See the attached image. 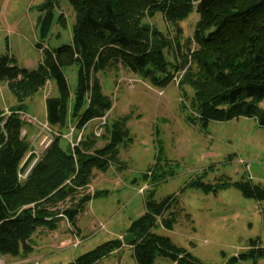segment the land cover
<instances>
[{"label": "trees", "instance_id": "obj_1", "mask_svg": "<svg viewBox=\"0 0 264 264\" xmlns=\"http://www.w3.org/2000/svg\"><path fill=\"white\" fill-rule=\"evenodd\" d=\"M55 1L44 0L39 7L44 11L37 17L41 33L49 26ZM67 1L73 13L69 43L50 47L37 40L34 47L40 59L31 69L0 53V84H6L14 99L7 114L0 109V256L4 258L26 257L41 226L52 228L54 220L64 217L74 223L95 194L78 188L89 186L95 173L108 164H120L117 152L125 141L126 119L107 113L112 104L102 90L101 76L123 70L157 87L176 82L201 121L245 116L264 126V0H197L191 9V0ZM189 10L198 17L185 39L195 47L184 51L179 31L174 35L161 31L151 18L159 12L165 22L175 23ZM69 71L75 75L72 90ZM47 81L57 91L45 98V121L52 136L36 155L33 142L22 133L25 122L20 114L27 113L25 101ZM102 116L96 136L93 130ZM61 138L66 148L59 144ZM242 192L248 194L245 188ZM67 197L72 207H57ZM171 201V197L156 201L148 194L146 211L130 222L126 233L134 236L128 245L137 264H151L159 256L175 264H200L168 236L154 232L158 223L163 228L175 223ZM122 244L119 238L108 240L67 264H99ZM257 255L264 260V247L257 249Z\"/></svg>", "mask_w": 264, "mask_h": 264}, {"label": "rangeland", "instance_id": "obj_2", "mask_svg": "<svg viewBox=\"0 0 264 264\" xmlns=\"http://www.w3.org/2000/svg\"><path fill=\"white\" fill-rule=\"evenodd\" d=\"M196 1L191 0L189 9ZM43 2L9 0L7 15L19 21L21 34L7 32L0 26V53H7L16 61L39 60L40 52L33 46L37 40L50 47L70 42L73 13L68 1H55L49 26L41 33L37 17L44 12L39 11ZM187 13L181 21L170 24L159 12L151 18L161 31L170 35L179 31L184 51L195 47L193 41L187 43L185 38L191 36L198 17L194 10ZM60 14L61 23L57 22ZM123 72L103 75L101 81L102 90L112 104L107 111L110 118L126 119L125 141L118 145V152L127 168L115 165L99 171L90 184L95 191L92 199L79 210L74 223L66 219L69 230L52 231L59 233L56 236L48 231L34 233L31 243L49 246L33 249L26 258L39 256V264H67L103 242L118 239V235L126 234L130 222L146 211L144 199L151 194L156 201L171 197L169 210L176 216L170 228L158 223L154 232L168 236L200 264H264L257 255V249L264 247V126L245 116L203 122L192 111L176 82L157 87L149 80ZM67 77L72 90L75 75L69 71ZM56 94L54 86L51 93L47 90L45 95L35 93L25 101L27 113L38 122L45 121V98ZM13 101L4 89L0 94L3 114L8 113ZM22 133L33 142L34 150L48 131L25 122ZM59 144L67 147L63 138ZM148 170L153 171L147 174ZM70 199L67 197L66 201L71 204ZM76 222L82 240L73 247L68 241L75 233L69 232H75ZM55 227L59 229L58 223ZM11 259L5 257L8 262ZM115 263L137 264L132 249L125 246L99 260V264ZM151 264L175 263L159 256Z\"/></svg>", "mask_w": 264, "mask_h": 264}, {"label": "crops", "instance_id": "obj_3", "mask_svg": "<svg viewBox=\"0 0 264 264\" xmlns=\"http://www.w3.org/2000/svg\"><path fill=\"white\" fill-rule=\"evenodd\" d=\"M8 2H9V0H3L2 1V3H3V5H2V7H0V26H1V28L3 27V29L4 28H6L7 30V32H10V33H15V34H21V32H20V29H19V21H14V20H11L10 18H9V16L7 15V6H8ZM4 4H5V7H4ZM69 39H70V32H69ZM34 46V45H33ZM37 50V49H36ZM21 60H17L18 62V65H20V66H24V67H26V68H29V69H31V68H33L35 65H36V63L38 62V60H23L22 58H20ZM23 61V62H22ZM122 74L124 73L123 72V70H121L120 71ZM128 74H130V73H128ZM54 86V88H55V85H54V83L53 82H51V81H47V83L45 84V86L41 89V90H39L38 92H43L44 93V95H45V92L44 91H48L49 93H51V87H53ZM4 89H6L7 90V88H6V84H0V94H1V92L2 91H4ZM8 91V90H7ZM55 91H56V88H55ZM10 94V93H9ZM11 95V94H10ZM12 103V102H11ZM10 103V104H11ZM27 112V111H26ZM27 114H29V113H27ZM45 116H46V111H45ZM43 122H45V121H43ZM117 157H118V159H119V161H120V164H117V163H114V162H112L111 164H108V167L109 166H117L118 168H124V169H126L127 168V164L123 161V160H121V158L119 157V152H117ZM157 165H156V163H155V165H154V167H156ZM128 170V169H127ZM150 171H153V170H148L147 171V174L150 172ZM97 174H100V173H98V172H96L95 173V175H94V177L97 175ZM94 179V178H93ZM92 184V183H91ZM147 186V184H145V187ZM91 187H92V191H90V195H92L95 191H94V187H93V185H91ZM139 191H141V193H143V189L141 190V188H139ZM93 196V195H92ZM92 199V197L90 198V200ZM89 200V201H90ZM88 201V202H89ZM57 207H60V202H57ZM78 222V221H77ZM77 222L75 223V232H69L70 233V235L72 234V233H75V234H73V236L72 237H70L69 239H71L72 238V240H74L73 239V237H77L79 240V243L81 242V240H82V238H81V236H80V232H79V230H78V225H77ZM56 223H58V225H59V229H57L56 227H55V225H56ZM53 224H54V226L52 227V229L51 228H49V227H47V226H41L39 229H37V231L35 232V234L37 235V233L39 232V231H48V232H50V235H52V236H56V234L58 235L59 233L57 232H53L54 233V235H53V233H51L52 231H55V230H58L60 233H62V232H64V231H67V230H69V229H67V228H70L68 225H67V222H66V218L64 217V218H62V219H58V220H54V222H53ZM49 230H51V231H49ZM71 230V229H70ZM66 234V233H65ZM127 234V233H126ZM63 235H64V233H63ZM63 235H60V236H63ZM125 235V233H123V234H120V235H118V238L121 240V237L122 236H124ZM68 240V239H67ZM71 240V241H72ZM71 241L69 240L68 241V244H70V246H73V247H76L77 245H72L71 244ZM45 243V242H44ZM43 246H49V245H45V244H41V245H34L33 243H31V247H32V250L33 249H38V248H41V247H43ZM128 247V248H131V246L130 245H128V243L127 244H122V246L121 247ZM52 247V246H51ZM67 247H69V246H67ZM64 248H66V247H64ZM63 248V249H64ZM31 250V251H32ZM115 253H117V251H114ZM31 253V252H30ZM24 258H26V257H21V258H19V259H16V258H13V259H11L10 260V263H13V264H16V262H19L20 261V259L22 260V259H24ZM35 259H37L38 260V264L40 263V260H41V257H34ZM10 259V258H9ZM15 259V260H14ZM31 264H33V263H31ZM116 264V263H115ZM120 264V263H119Z\"/></svg>", "mask_w": 264, "mask_h": 264}, {"label": "built area", "instance_id": "obj_4", "mask_svg": "<svg viewBox=\"0 0 264 264\" xmlns=\"http://www.w3.org/2000/svg\"><path fill=\"white\" fill-rule=\"evenodd\" d=\"M20 118L27 123L30 124H38V127L40 128V126L42 127V129H46L48 131V133H46V135L43 137L44 141L41 143V145H38L39 147L35 148L33 150L34 153H36V155L39 153L40 150L44 149L45 147H47V145L50 143L51 141V136H52V131L50 130V128L48 127L46 122H38L36 120V118L34 116H31L27 113H21L20 114ZM97 121H100L97 125H95L93 133L94 135L98 136L100 131H101V127L100 125H102L104 123V116L98 118ZM73 128L70 129V134L72 132ZM80 135L81 133L78 134L77 136V141L80 139ZM49 136V138H48ZM41 139V140H43ZM41 142V141H40ZM36 159V157L34 158ZM27 172H25L24 174H22V176H25ZM19 176H21L20 174H18ZM80 189L82 192L84 193H90V190L92 191V187L89 185L87 186L85 189L84 188H78ZM67 198H65V200L60 201V207L61 206H65V204L68 206V202L66 201ZM74 240L71 241L72 245H77L79 243V239L75 236L73 237ZM38 264V260L35 258H24L22 260H20L19 262H16V264ZM0 264H13L8 262L7 260H5V258L3 256H0Z\"/></svg>", "mask_w": 264, "mask_h": 264}, {"label": "water", "instance_id": "obj_5", "mask_svg": "<svg viewBox=\"0 0 264 264\" xmlns=\"http://www.w3.org/2000/svg\"><path fill=\"white\" fill-rule=\"evenodd\" d=\"M133 240H134V236H133L132 233H127V234H125L124 236L121 237V241L124 244H127V243H129V242H131Z\"/></svg>", "mask_w": 264, "mask_h": 264}, {"label": "clouds", "instance_id": "obj_6", "mask_svg": "<svg viewBox=\"0 0 264 264\" xmlns=\"http://www.w3.org/2000/svg\"><path fill=\"white\" fill-rule=\"evenodd\" d=\"M45 92V91H44ZM46 122V121H45Z\"/></svg>", "mask_w": 264, "mask_h": 264}]
</instances>
